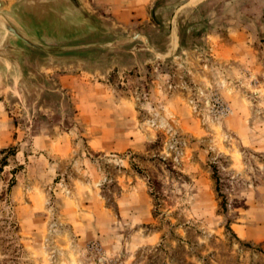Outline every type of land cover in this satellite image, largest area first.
<instances>
[{
	"label": "rangeland",
	"instance_id": "374dc122",
	"mask_svg": "<svg viewBox=\"0 0 264 264\" xmlns=\"http://www.w3.org/2000/svg\"><path fill=\"white\" fill-rule=\"evenodd\" d=\"M84 1L0 82V264H264V0Z\"/></svg>",
	"mask_w": 264,
	"mask_h": 264
},
{
	"label": "bare ground",
	"instance_id": "6f19581e",
	"mask_svg": "<svg viewBox=\"0 0 264 264\" xmlns=\"http://www.w3.org/2000/svg\"><path fill=\"white\" fill-rule=\"evenodd\" d=\"M80 3L88 8L84 0H0V81H21L27 53L36 46L48 48L66 35L76 40L95 31L96 21Z\"/></svg>",
	"mask_w": 264,
	"mask_h": 264
},
{
	"label": "water",
	"instance_id": "95a60500",
	"mask_svg": "<svg viewBox=\"0 0 264 264\" xmlns=\"http://www.w3.org/2000/svg\"><path fill=\"white\" fill-rule=\"evenodd\" d=\"M80 4H81V6H82V8H83V11H84L85 13H87V14H88L92 19H94L96 22H98L96 16H94V15L90 12V10H89L88 8H86V6H83L82 3H80ZM95 46H98V45H86V46H83V47H95ZM73 48L78 49V48H82V46H79V47H73ZM34 49L39 50V51H46V52H49V51H50V48H47V47H41V46H36ZM62 49H63V48H62ZM51 60H53V58H52ZM0 82L3 83V79H2Z\"/></svg>",
	"mask_w": 264,
	"mask_h": 264
}]
</instances>
